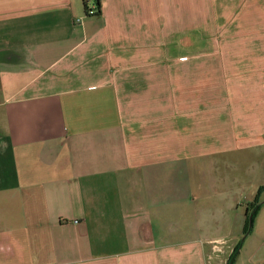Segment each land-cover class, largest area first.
Masks as SVG:
<instances>
[{"label":"crops","instance_id":"1","mask_svg":"<svg viewBox=\"0 0 264 264\" xmlns=\"http://www.w3.org/2000/svg\"><path fill=\"white\" fill-rule=\"evenodd\" d=\"M226 31L261 47L248 88L210 101L170 70L141 101L172 62L141 48ZM229 129L249 166L227 167ZM260 188L264 0H0V264H227L242 239L234 264H264Z\"/></svg>","mask_w":264,"mask_h":264},{"label":"rangeland","instance_id":"2","mask_svg":"<svg viewBox=\"0 0 264 264\" xmlns=\"http://www.w3.org/2000/svg\"><path fill=\"white\" fill-rule=\"evenodd\" d=\"M210 32L216 33V31ZM225 38L220 45L217 38L212 37L209 43L207 40H199V44L197 43L193 47L181 44L185 41H179L177 46L161 47V51L158 50L159 48H141L143 54L162 53L172 58L171 63L164 61L161 63L155 79L147 80L155 83L154 92L152 90V92L144 93L145 88L142 86L137 91L138 95L141 94V101L148 100L152 103L168 101V94L158 93V91H165L168 87L166 83L169 79L165 78V72L168 73L170 70H172V85L176 82L179 87L186 85H192L195 88L209 87L210 101H217L219 96L227 98L228 95H232L226 92L228 88L237 87L239 90L241 87L248 88L251 54L261 47L255 43L254 46H251L249 35L245 33L235 35L234 31H226ZM187 56L188 61L186 60ZM176 57L177 60L174 62ZM221 91H225V93L219 95L218 92ZM180 98L184 99L185 95L179 94V100ZM133 104L136 105L137 103ZM234 136L235 133L232 129L227 130L226 165L227 167H234L245 161L244 166H249V155L253 150L252 141L244 136L243 138H235Z\"/></svg>","mask_w":264,"mask_h":264},{"label":"trees","instance_id":"3","mask_svg":"<svg viewBox=\"0 0 264 264\" xmlns=\"http://www.w3.org/2000/svg\"><path fill=\"white\" fill-rule=\"evenodd\" d=\"M85 7H86V3H85ZM96 7L98 9V13L99 14V4L98 2L96 1ZM87 8H86V15H88L87 13ZM264 192V188H260L258 190V193H257V197L256 199L253 201L252 204H250L248 206V209H247V212H248V217H247V222H246V226H245V229H244V236H246L247 234H249L252 230V225H253V220L261 206V204L259 203L258 201V198H259V195ZM243 240V239H242ZM242 240L236 245V247L234 248L229 260H228V263L227 264H234L235 263V260L239 254V251H240V248L242 246Z\"/></svg>","mask_w":264,"mask_h":264},{"label":"built area","instance_id":"4","mask_svg":"<svg viewBox=\"0 0 264 264\" xmlns=\"http://www.w3.org/2000/svg\"><path fill=\"white\" fill-rule=\"evenodd\" d=\"M87 13H88V15H95V14H97L98 11H97L96 5H94V7H92V9L87 10ZM74 224H78V221H74ZM213 249L217 251L218 250V245L217 244L214 245L213 246Z\"/></svg>","mask_w":264,"mask_h":264}]
</instances>
